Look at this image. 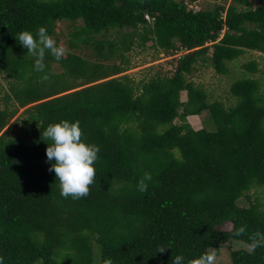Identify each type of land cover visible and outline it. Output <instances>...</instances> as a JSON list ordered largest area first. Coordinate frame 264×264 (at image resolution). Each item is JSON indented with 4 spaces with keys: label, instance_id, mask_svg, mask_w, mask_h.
<instances>
[{
    "label": "trees",
    "instance_id": "1",
    "mask_svg": "<svg viewBox=\"0 0 264 264\" xmlns=\"http://www.w3.org/2000/svg\"><path fill=\"white\" fill-rule=\"evenodd\" d=\"M67 22L69 48L94 46L115 61L46 53L44 80L17 34L44 26L53 37ZM149 42L176 66L136 80L126 53ZM250 52L264 54V0L207 9L197 0H0V80L9 83L0 99L2 264H171L176 255L188 264L231 241L250 248L264 233V208L250 194L264 190L262 80L236 77L231 104L190 80L198 66L230 75ZM242 67L260 72L255 60ZM204 113L214 128L197 130L188 118ZM61 120L79 121L100 147L80 199L62 197L49 171L42 132ZM226 223L233 228L220 230ZM231 261L264 264V247L235 250Z\"/></svg>",
    "mask_w": 264,
    "mask_h": 264
},
{
    "label": "clouds",
    "instance_id": "2",
    "mask_svg": "<svg viewBox=\"0 0 264 264\" xmlns=\"http://www.w3.org/2000/svg\"><path fill=\"white\" fill-rule=\"evenodd\" d=\"M16 38L27 49V53L35 57L34 70L44 73L42 77L44 80L50 78L46 71V53L56 61H60L66 55L65 47L59 45L44 26L39 27L35 33L24 30L18 33ZM162 55L166 56L164 53ZM42 140L48 143L47 161H54L51 163L49 171H54L59 180L60 195L64 198L71 196L73 199L86 197L90 192V186L95 181V163L98 160L100 147L88 143L83 138V130L79 121L61 120L49 124L42 132ZM141 190H143V186ZM244 231V226H241L236 230L235 235L239 236ZM251 240L249 251L264 247V233H255ZM165 250L161 248L158 252L162 253ZM216 260L217 253L211 251L202 253L199 257L189 261L188 264H215ZM171 264H185L184 256L176 255L172 258Z\"/></svg>",
    "mask_w": 264,
    "mask_h": 264
},
{
    "label": "rangeland",
    "instance_id": "3",
    "mask_svg": "<svg viewBox=\"0 0 264 264\" xmlns=\"http://www.w3.org/2000/svg\"><path fill=\"white\" fill-rule=\"evenodd\" d=\"M200 7L203 9L212 8L216 3L220 5H224L228 7L232 0H197ZM253 5H256L257 0H251ZM82 25V24H81ZM60 32L56 31L53 38L59 42V45H63L66 51H71L77 55H80L89 61H97L104 62L106 64L114 63L115 59L112 61H107L103 58H100L96 55L95 49L92 46L80 45L78 48H69V39L70 33L75 31V27L73 24L61 23L59 25ZM110 37L109 35H107ZM105 39V36H97L98 40ZM58 39V40H57ZM163 52H158L152 46V43L149 42L145 47H137L135 46L130 52L126 53L132 60V68L128 71L129 76L136 80H143L145 78H151L154 75H170L176 66V59H172V56L162 55ZM178 57V56H177ZM255 60L258 62L260 72L257 74H251L244 70L242 65L248 61ZM116 62H120L119 59L116 58ZM56 70L59 66L53 65ZM251 77V78H260L263 83V91H264V54L258 52H250L246 56H244L239 63H234L232 65V71L230 75H219L212 68H207L205 66H198L195 74L190 78V80L194 81L197 85L205 88L212 100L224 101L227 104H231L234 102V98L231 97L230 87L232 82L236 77L242 78L243 76ZM0 99L3 98L5 92H7L9 83L5 79L0 80ZM183 101L187 100V93L184 92L181 96ZM24 110L20 111V115ZM18 118V117H17ZM16 119V118H15ZM189 122L193 125V127L197 130L202 128H210L213 129L209 125L210 116L208 113H204L202 116H193L188 118ZM211 121V119H210ZM15 120L11 122L9 126L12 127L14 132H19V129L23 127V123H15ZM208 126V127H207ZM252 199L258 200V202L264 208V190H253L251 193ZM249 202L247 200L241 201V206H247ZM233 228L232 223H226L225 225L219 227L220 230L230 231ZM250 249L246 244L241 242L231 241L225 244L220 245L217 248L211 249V251H215L217 253V260L215 264H232L231 261V252L238 249Z\"/></svg>",
    "mask_w": 264,
    "mask_h": 264
}]
</instances>
